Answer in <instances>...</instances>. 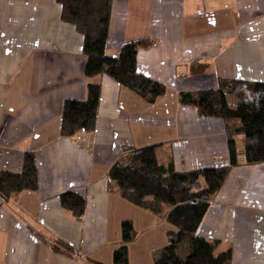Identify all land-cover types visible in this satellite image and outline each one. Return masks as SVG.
<instances>
[{
  "label": "crops",
  "instance_id": "crops-1",
  "mask_svg": "<svg viewBox=\"0 0 264 264\" xmlns=\"http://www.w3.org/2000/svg\"><path fill=\"white\" fill-rule=\"evenodd\" d=\"M132 42H148L137 50V71L164 87L153 104L105 75L84 77L83 37L61 20L57 0H0V173H20L32 152L38 175L35 192L0 206V264H113L122 222L134 232L128 264H154L175 229L107 191L123 149L156 146L158 163L176 171L228 166L226 127L238 121L200 118L178 94L214 90L219 79L264 84V0H111L106 55ZM194 64L206 71L191 74ZM88 85L100 89L94 130L63 138V104L84 101ZM234 140L240 164L197 235L220 242L218 252L230 247V264H264V164H244L243 137ZM67 192L85 200L79 221L60 207Z\"/></svg>",
  "mask_w": 264,
  "mask_h": 264
},
{
  "label": "trees",
  "instance_id": "trees-1",
  "mask_svg": "<svg viewBox=\"0 0 264 264\" xmlns=\"http://www.w3.org/2000/svg\"><path fill=\"white\" fill-rule=\"evenodd\" d=\"M57 2L61 6V20L74 26L83 37L85 78L105 75L148 104L164 94L162 85L142 76L136 68L137 50L148 42L125 44L116 58L106 55L111 0ZM195 65L191 66V74L201 75L206 71V66ZM99 96V87L88 85L84 101L64 102L61 137L72 138L94 130ZM229 97L235 100L233 108L228 104ZM178 103L192 107L200 118L239 121L236 128L226 127L228 166L176 171L171 161L165 165L158 163L156 146L125 148L106 174L107 191L175 229L167 234V246L153 254L154 264H230L231 248L218 252L220 242L204 240L198 237L197 231L228 170L240 164L236 135L243 137V163L264 164V84L219 79L214 90L179 93ZM37 187L35 155L27 152L20 173H0V206H6L14 195L35 192ZM58 201L72 218L82 219L84 198L67 192ZM121 237L122 246L114 251L113 264H128L126 245L134 239L129 222L121 223ZM39 239L53 251L79 257L60 241L48 242L40 236Z\"/></svg>",
  "mask_w": 264,
  "mask_h": 264
},
{
  "label": "built area",
  "instance_id": "built-area-1",
  "mask_svg": "<svg viewBox=\"0 0 264 264\" xmlns=\"http://www.w3.org/2000/svg\"><path fill=\"white\" fill-rule=\"evenodd\" d=\"M74 142H75V144H77V145H83V144L86 143V139H84V138H76V139L74 140Z\"/></svg>",
  "mask_w": 264,
  "mask_h": 264
},
{
  "label": "rangeland",
  "instance_id": "rangeland-1",
  "mask_svg": "<svg viewBox=\"0 0 264 264\" xmlns=\"http://www.w3.org/2000/svg\"><path fill=\"white\" fill-rule=\"evenodd\" d=\"M238 125H239V121H238Z\"/></svg>",
  "mask_w": 264,
  "mask_h": 264
}]
</instances>
